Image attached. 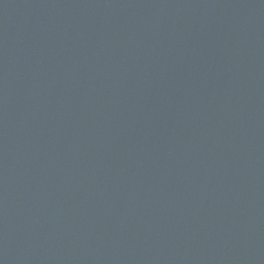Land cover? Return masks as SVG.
Listing matches in <instances>:
<instances>
[{
    "label": "water",
    "instance_id": "water-1",
    "mask_svg": "<svg viewBox=\"0 0 264 264\" xmlns=\"http://www.w3.org/2000/svg\"><path fill=\"white\" fill-rule=\"evenodd\" d=\"M0 264H264V0H0Z\"/></svg>",
    "mask_w": 264,
    "mask_h": 264
}]
</instances>
